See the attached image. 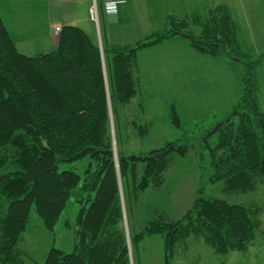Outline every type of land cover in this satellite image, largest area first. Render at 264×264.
Returning a JSON list of instances; mask_svg holds the SVG:
<instances>
[{
  "label": "trees",
  "instance_id": "trees-1",
  "mask_svg": "<svg viewBox=\"0 0 264 264\" xmlns=\"http://www.w3.org/2000/svg\"><path fill=\"white\" fill-rule=\"evenodd\" d=\"M210 15L206 22L194 19L199 25L195 34L187 20L170 18L172 29L135 47L100 48L80 28L65 26L56 48L35 56L18 51L0 15V170H6L0 177V264L31 261L21 248L31 212L53 232L78 189L85 196L79 202L75 250L67 254L53 248L44 264H131L130 250L140 264L147 237L162 238L166 264L180 255L191 259L192 244L199 242L220 257L249 254L264 236V207L231 204L205 196L204 189L181 218L155 211L137 230L134 202L151 188L161 189L175 158L186 157L191 147L178 141L128 154L122 134H112L111 113L115 119L119 106L130 104L139 93L138 53L177 38L188 40L198 54L227 55L243 68L239 123H218L199 146L200 152L209 151L214 171L209 181L230 195H249L264 187V112L257 97L264 51L254 58L242 49L239 25L227 9L218 7ZM171 120L180 127L174 108ZM133 125L143 133L150 127ZM213 137L217 141L212 147ZM87 157L93 161L83 179L59 171L63 163ZM199 157L204 161L203 154Z\"/></svg>",
  "mask_w": 264,
  "mask_h": 264
},
{
  "label": "rangeland",
  "instance_id": "rangeland-1",
  "mask_svg": "<svg viewBox=\"0 0 264 264\" xmlns=\"http://www.w3.org/2000/svg\"><path fill=\"white\" fill-rule=\"evenodd\" d=\"M143 1L149 3H138L144 9L147 8L145 19H138L137 22L142 29L136 35H133L134 30L127 33L129 38L121 41L120 46L135 47L138 42H143L149 36L172 29L170 18L177 19V22L187 20L190 31L195 34L199 31V25L194 24L196 17L206 22L211 18V11L224 7L239 25L242 49L254 58L264 51L261 45L264 42V0ZM92 4L91 8L97 10L96 3ZM92 21L98 24L99 14L98 18L94 15ZM104 37L101 24L91 39L101 48L104 44L107 45ZM189 44L188 40L177 38L162 46L139 52L136 69L139 93L130 104L119 106L115 119L111 117L112 134L114 138L116 131L117 134H122L123 147L128 154L147 153L169 142H184L191 147L186 157L175 158L165 175L161 189L151 188L140 194L137 202H134L132 221L137 230L143 229L155 211H164L172 219L181 218L192 207L200 189H204L205 196L220 198L231 204H257L264 207V187L249 195H230L223 192L221 184L214 185L209 181L214 174L209 151L200 152L199 146L205 143L207 134L218 123L227 120L239 123L236 112L240 110L243 95V68L238 60H233L227 55L211 57L198 54ZM257 76V97L264 112V65L259 69ZM173 108L180 120V127H176L171 120ZM134 121L139 127H150L143 133L141 129L134 127ZM216 141L214 137L209 138L212 147ZM200 153L203 154L204 161L200 159ZM92 161L87 157L74 163H63L59 165V171H72L83 179ZM5 171L0 170V177ZM84 196L80 189L73 192L53 232L44 228L34 210L31 212V225L21 245L22 250L31 259L27 264H44L46 256L53 248L67 254L74 252L76 220L81 208L79 202ZM121 198L126 215L125 228L128 230L123 189ZM3 208H6V205ZM262 221L264 229V213ZM139 254L140 264H166L161 237H147ZM190 255L191 259L188 255H180L171 261V264H264V236L258 237L248 255L232 253L227 257H220L200 242L192 244ZM130 256L131 264H135L131 250Z\"/></svg>",
  "mask_w": 264,
  "mask_h": 264
},
{
  "label": "crops",
  "instance_id": "crops-1",
  "mask_svg": "<svg viewBox=\"0 0 264 264\" xmlns=\"http://www.w3.org/2000/svg\"><path fill=\"white\" fill-rule=\"evenodd\" d=\"M111 1L119 4L115 14L108 15L105 5ZM92 3H96L99 14L98 24H95L90 17ZM138 3L149 2L143 0H0V15L18 51L35 56L44 54V51L54 50L58 43L54 37V30L56 27L65 26L80 28L90 37H94L102 24L105 43L109 46L124 47L120 46L121 41L128 39L127 33L133 30V35L139 33L142 28L137 24L138 19L143 20L147 16V8L144 9ZM261 45L264 48V42Z\"/></svg>",
  "mask_w": 264,
  "mask_h": 264
},
{
  "label": "built area",
  "instance_id": "built-area-1",
  "mask_svg": "<svg viewBox=\"0 0 264 264\" xmlns=\"http://www.w3.org/2000/svg\"><path fill=\"white\" fill-rule=\"evenodd\" d=\"M117 4H119V3L115 2V1H111V2L106 3V5H105L106 13L108 15L115 14L116 9H117ZM94 15L97 16V18H98L97 10H94L93 8H91L90 9L91 19L94 18ZM61 30H62V28H60V27H56L55 30H54V37H55V39H57V41H58V39L60 37Z\"/></svg>",
  "mask_w": 264,
  "mask_h": 264
},
{
  "label": "water",
  "instance_id": "water-1",
  "mask_svg": "<svg viewBox=\"0 0 264 264\" xmlns=\"http://www.w3.org/2000/svg\"><path fill=\"white\" fill-rule=\"evenodd\" d=\"M111 117H112V113H111V115H110ZM115 153H116V151H115ZM122 203H123V200H122ZM123 208H124V204H123Z\"/></svg>",
  "mask_w": 264,
  "mask_h": 264
}]
</instances>
